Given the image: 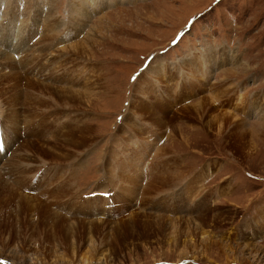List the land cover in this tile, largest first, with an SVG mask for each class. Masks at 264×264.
I'll return each mask as SVG.
<instances>
[{"label":"rangeland","instance_id":"1","mask_svg":"<svg viewBox=\"0 0 264 264\" xmlns=\"http://www.w3.org/2000/svg\"><path fill=\"white\" fill-rule=\"evenodd\" d=\"M11 1L17 11L20 2L45 6ZM81 3L85 20L75 13ZM50 8L57 31H43L42 14L37 31L18 26L8 39L0 25V52L14 59L0 60V264H264V0H120L96 10L90 0H53ZM82 41L86 54L69 49ZM67 68L74 86L51 82ZM37 82L93 90L80 104ZM30 92L48 104L33 113ZM15 94L23 95L17 126L6 109ZM54 107L53 135L79 120L85 130L66 147L24 148L31 161L19 178L28 184L6 190L16 179L2 167L33 143L32 131L50 135ZM176 169L183 184L147 193Z\"/></svg>","mask_w":264,"mask_h":264},{"label":"bare ground","instance_id":"2","mask_svg":"<svg viewBox=\"0 0 264 264\" xmlns=\"http://www.w3.org/2000/svg\"><path fill=\"white\" fill-rule=\"evenodd\" d=\"M4 1V3H3V7L0 9V15H1V17H0V25H1V27H2V25H3V22H5L4 24L5 25H7V27L6 28H3V29H6V31L8 32V34H7V36H6V38L8 39L9 37H11V33L10 32H12L13 31V29L16 27V28H18V26H19V29H17L18 31H20V32H22V31H37V29H36V27H37V20L36 19H38L39 17L38 16H40L41 14L42 15H45V16H47V17H45V20L46 21H44V23H46V24H48L49 26L47 27H44V30L43 31H45L46 30V28H49V27H51L49 30L47 29V31H57V26H58V24L55 22V24H54V22H53V20L55 19V18H53L54 16H53V14H52V9L50 8V6H51V3H52V1L53 0H41V4H44L45 6H42V7H44V9L43 10H41V9H39V7L37 8V9H34V7L33 6H30L29 8L27 7V5H26V3L25 4H23L22 5V3L20 2V4H21V6L20 7H18L19 8V11H17V10H15V8H13L14 6H15V4H16V2L13 4L12 3V1L10 0H3ZM83 1H85V0H83ZM92 3H93V7L95 8V10L96 9H98V8H102V7H104L105 6V4L107 3V4H109V5H111V4H113V3H115V2H118V1H120V0H90ZM125 1V0H124ZM38 5V4H37ZM7 6V7H6ZM5 7V8H4ZM8 10H13V12L12 13H14L13 14V16H11L10 17V19L9 20H7V19H5V20H3L2 21V19H4L3 17H5L6 15L4 14L3 15V13L6 11H8ZM76 10H78V12H75V13H77V15L79 16V17H81V19H83V20H85L86 18H85V15H87V11L85 10V8H84V5H83V3H81L79 6H77V8H76ZM30 11L32 12V13H34V15L33 16H31V14H30ZM10 13V12H9ZM9 13H7V14H9ZM12 15V14H11ZM43 20V19H42ZM81 22V21H80ZM80 22H78V23H76V26H75V28H76V30H79V26H80ZM14 27H13V26ZM23 27V28H22ZM22 28V29H21ZM74 28V27H73ZM15 30V29H14ZM17 37H19V40H21L22 42L24 41L25 42V40L23 39L24 37H23V34H19V35H17ZM27 37V36H26ZM47 39V38H46ZM2 41L4 42V39H2ZM8 41V40H7ZM44 41V40H43ZM6 42V41H5ZM75 42V41H74ZM7 43H9V42H7ZM18 44H20L19 42H18ZM38 44V43H37ZM11 45H12V43L10 44V47H11ZM46 45V44H45ZM48 45V44H47ZM85 45H86V43L85 42H79V43H75V44H73V45H71V47L69 48V49H74L75 51H78V50H82V52L84 53V54H86L87 52H88V47L87 48H85ZM42 46V45H41ZM70 46V45H69ZM16 48H17V46H16ZM35 48V47H34ZM46 48H48V47H43L42 46V51H44ZM36 49V48H35ZM68 49V48H67ZM9 50V49H8ZM73 50V51H74ZM30 51L32 52V48H30ZM67 51V50H66ZM72 51V52H73ZM79 52V51H78ZM44 54V53H43ZM10 57H12L10 54H9V52L7 53V52H4V53H2V52H0V60H4V61H6V62H8L11 66L13 65L12 64V62H10L9 61V59L10 60H12V61H14V59L13 58H10ZM24 57V56H23ZM60 63V62H59ZM187 66V65H186ZM44 69V68H43ZM54 69V68H53ZM56 69H57V67H56ZM62 71H64V72H66L65 74H61L59 77H56V75H55V77H54V79L55 78H57V79H55V80H51V82L52 81H56L57 83H58V81H69V83L70 82H72L71 84H72V86H74L77 82H78V80H77V78H78V76L77 75H75V76H77V78L76 79H70V78H68V79H66V76H68V74H69V69L67 68V69H65V70H62ZM193 71V70H192ZM51 72V71H50ZM52 73V72H51ZM71 73V72H70ZM53 74V73H52ZM51 74V75H52ZM46 75V74H45ZM47 75H48V73H47ZM47 75H46V77H47ZM50 75V74H49ZM50 75V76H51ZM57 75H59L58 73H57ZM18 76V75H17ZM195 76V75H194ZM50 78V77H49ZM12 79V78H11ZM16 80V79H15ZM17 81V80H16ZM36 82V81H35ZM8 83H9V81H8ZM12 83V82H11ZM32 83H34V82H32ZM54 83V82H53ZM13 84V83H12ZM14 84H16V83H14ZM35 84V83H34ZM52 84V83H51ZM31 85V84H30ZM29 85V86H30ZM48 85V84H47ZM44 86V85H41V83H39L38 84V82H37V87L38 88H41V91L43 92V89H48V90H50V91H52V90H54V91H56L57 92V94H59L58 95V97H57V95H55L58 99H60V100H62L61 98H64L63 99V101L65 100V98L67 99V97L69 96V95H71L70 97L72 98V99H74V100H78L79 102H80V104H82V101H85V95H83L84 93H85V91H88L87 93H89V91H91V90H93V87H91V88H87V86H91L90 84H87V86H86V90H84V91H80V90H77V91H71V92H69V90H68V88H66V87H60L59 85L58 86H55V85H49V86ZM7 86V85H6ZM12 86V85H11ZM36 86V85H35ZM68 86H69V84H68ZM2 87V86H1ZM10 87V86H9ZM9 87H7L8 89H9ZM82 90V89H81ZM13 91V90H12ZM11 91V92H12ZM41 93V92H40ZM44 93V92H43ZM69 95H68V94ZM51 95V94H50ZM53 96H54V94H52ZM23 95H21L20 97L18 96V95H12L10 98H9V102L6 104L7 106H8V108H6V109H9L10 111H11V113H12V115H13V117H15V118H12V120H11V123L14 125V126H17V123L19 122L18 121V119H16V116H18V108L19 107H17V104L18 103H20V100H21V97H22ZM37 95L35 94V93H29L28 94V96L25 98V100H26V105H27V108H29L30 110H32L33 109V113H35L34 112V110H35V106H37V104H43V105H45V104H48L47 103V101H40V100H43V99H39V97H36ZM90 96V95H89ZM8 97H9V95H8ZM6 99V98H5ZM8 99V98H7ZM19 101V102H18ZM68 101H70V99L68 100ZM67 102V101H66ZM71 102V101H70ZM5 103V102H4ZM67 104V103H66ZM78 104V103H77ZM79 104V105H80ZM144 104V103H143ZM204 104V103H203ZM203 104L202 105H199L200 107H199V109H197V110H195L196 112V114L197 115H199V116H203L202 114L203 113H205L204 112V107H203ZM69 105V104H68ZM6 106V107H7ZM38 107V106H37ZM46 107H48V106H46ZM74 107H75V105H74ZM142 107V106H141ZM4 108H5V106H4ZM26 108V109H27ZM72 108V107H71ZM143 108V107H142ZM54 109V111L56 110V107H54L53 108ZM70 109V108H69ZM5 110V109H4ZM30 110H28L29 111V113H30ZM49 110V109H48ZM27 111V110H26ZM38 111V110H37ZM46 111V110H45ZM59 111V110H58ZM6 112V111H5ZM47 112V111H46ZM50 112V111H49ZM62 112H66V111H62ZM147 112H149L148 110H147ZM39 113V112H38ZM38 113H36V115L38 114ZM54 113V117H55V120H54V122H53V124H55V125H53V124H51V123H48V124H46V125H44V128H46V129H49V131H50V135H49V132H48V135H45V134H43L41 131H40V133L38 134L35 130H34V132L32 131V136L33 137H35V140L33 141V143H31L30 141H29V139H28V142H26V143H24L23 144V146L20 148V150L18 151V152H15V154L17 155V153H19L20 155V157H19V159H16L15 160V158H13L12 159V157H11V160L12 161H10L7 165H6V167H2V169H3V171L5 170V172H7V173H5L6 175H11V177L12 178H14V182H13V184H15V185H13L12 187L14 188H8L7 186V184H6V186H5V188H7L6 190H11V191H16V189L15 188H17L18 187V185H17V183L18 184H21V183H19V181H21V180H23L25 177H23V179H21V178H19V176H21L22 177V174L21 173H23L24 171H23V163H27L28 165H29V162L31 161L29 158H31V157H29V156H27V157H23L24 155L22 154V157H21V152H22V150L24 149V148H30L31 147V149L32 150H34L35 149V147H38V146H40V144H43V142H45L46 141V145H47V143H48V145H55V147L58 145V146H60V145H69V144H72L76 139H77V132L79 131V133H81L83 130H82V128H84V130H85V127H81L80 125V120L79 121H77V124L76 125H74L73 127L72 126H69V128H68V125H66V123L63 125V129H58V128H56L57 130H55V131H57L56 132V134L55 135H53L54 133H51V127L53 126L54 127V129H55V126H57V125H59V124H61V122L59 123V124H57V121H58V119H57V117H56V115L57 114H59L58 112H53ZM52 113V114H53ZM30 114H32V111H31V113ZM29 114V115H30ZM40 114V113H39ZM42 114L44 115V113L42 112ZM42 114H40V116L42 117ZM49 114V113H48ZM9 115V114H8ZM27 115V114H26ZM28 115V116H29ZM34 115V114H33ZM50 115H51V113H50ZM60 115H62V114H60ZM22 116V115H21ZM47 116V115H46ZM76 116V115H75ZM25 117V116H24ZM31 117V116H30ZM39 117V116H38ZM45 117V116H44ZM35 118V117H34ZM48 118V117H47ZM49 118H50V116H49ZM48 118V119H49ZM42 119V118H41ZM197 119V118H196ZM25 120V119H24ZM221 120H223L224 121V119H221ZM33 121H35V119L33 120ZM202 121V120H201ZM29 122V121H28ZM59 122V121H58ZM208 122V121H207ZM220 122V121H219ZM32 124V123H31ZM57 124V125H56ZM209 124H211V122L209 123ZM155 125V124H154ZM213 125V124H212ZM157 126H158V123H157ZM40 127V126H39ZM224 127V126H223ZM41 128V127H40ZM206 128H207V125H206ZM27 129V128H26ZM42 129V128H41ZM62 130H65V132H62ZM30 134V133H29ZM38 134V135H37ZM11 135V134H10ZM78 142V141H77ZM84 143V142H83ZM19 146V145H18ZM42 146V145H41ZM41 146H40V148H41ZM47 147V146H46ZM64 147H66V146H64ZM38 150H39V148H38ZM35 151V150H34ZM32 152V151H31ZM35 152H37V151H35ZM39 152V151H38ZM48 152V151H47ZM163 153V152H162ZM37 154V153H36ZM81 154V153H80ZM16 155H14V156H16ZM77 155V154H76ZM41 156V155H40ZM39 157V156H38ZM43 157V156H42ZM78 158V157H77ZM35 159V158H34ZM128 160H129V158H128ZM39 161V160H38ZM36 162V161H35ZM72 162V161H71ZM166 162H167V165L168 166H170L169 164V162L168 161H163L162 162V164L163 165H165L166 166ZM32 163V162H31ZM50 163V162H49ZM158 163V162H157ZM172 163V162H171ZM33 164V163H32ZM31 164V165H32ZM37 164V163H36ZM48 164V163H47ZM159 164V166H161L162 164H160V163H158ZM39 165V164H38ZM72 165H74L73 163H72ZM120 165H122V164H120ZM154 165V164H153ZM161 166V167H164V169H165V166ZM3 166V165H2ZM24 166H26L25 164H24ZM35 166V165H34ZM167 167V166H166ZM176 167H177V165H176ZM37 168V167H36ZM152 168H154L153 166H152ZM152 168L150 169V171H152ZM156 168V167H155ZM172 168H173V166H172ZM172 168H170V169H172ZM29 169V168H28ZM31 169H33V168H30V170ZM71 169V168H70ZM24 170H25V168H24ZM27 170V169H26ZM68 170V169H67ZM28 171V170H27ZM179 171V170H178ZM177 171V169L176 170H171V172H170V174L169 175H167V174H164L165 172H167V169H166V171L164 172L163 171V176L165 175V177L164 178H162L163 180H161V182L160 183H158V185H153V186H150V187H147V190L146 191H148L147 193H149V190L150 189H153V190H157L156 189V187L157 186H163V187H171V186H173V185H175V187L174 188H176V187H178V186H180L181 184H183V183H181L182 181H184L185 180V173H184V170L183 171H180V172H178ZM2 172V171H1ZM37 172V171H36ZM30 173V172H29ZM31 173H32V171H31ZM61 173H64L65 174V170H62L61 171ZM152 173V172H151ZM27 174V173H26ZM37 174V173H36ZM1 176H3L2 174H0ZM69 175V174H68ZM25 176H27L28 177V175H25ZM36 176V175H35ZM120 176V175H119ZM157 176V175H156ZM169 176V177H168ZM2 178V177H1ZM32 178V177H31ZM123 178V177H122ZM153 178V177H152ZM8 179H10V178H8ZM63 179V178H62ZM61 179V180H62ZM28 181H29V178L27 179ZM27 180H25L24 179V181H27ZM33 180V179H32ZM61 180H60V182H61ZM64 180H65V178H64ZM63 180V181H64ZM67 180V179H66ZM28 181H27V184H28ZM68 181V180H67ZM108 181V180H107ZM111 181V180H110ZM127 181V180H126ZM134 181V180H133ZM1 182H3V181H1ZM5 182V181H4ZM3 182V183H4ZM55 182H58V181H55ZM134 182H136V181H134ZM178 182H180L181 184H178V185H176V183H178ZM12 183V182H11ZM62 184H63V182H61ZM66 182H64V184H65ZM111 183L113 184V182L111 181ZM2 184V183H1ZM68 184H70V182H68ZM128 184V183H127ZM59 185V184H58ZM1 186H3V185H1ZM15 186V187H14ZM64 186H66V185H64ZM64 186L63 187H61L62 189L64 188ZM71 186V185H70ZM121 186H123V185H121ZM127 186V185H126ZM4 188V187H3ZM19 188V187H18ZM60 188V189H61ZM71 188V187H70ZM132 188H134V189H132ZM138 187L137 186H133V187H131V188H128V189H131V190H133L132 192H134L136 189H137ZM158 188V187H157ZM173 188V187H172ZM173 188V189H174ZM59 189V188H58ZM57 189V190H58ZM59 189V190H60ZM15 193V192H14ZM157 194H158V192H157ZM148 195V194H147ZM44 198V197H43ZM6 200V199H5ZM4 200V201H5ZM4 201H3V204H4ZM153 201V200H152ZM28 202V201H27ZM1 204V203H0ZM226 216V215H225ZM262 224H264V219H263V222H262ZM257 225H259V224H257ZM251 226H253V225H251ZM250 226V227H251ZM250 227H248L247 228V230H248V237L250 238L252 235H254L256 232H258L257 231V227L254 225L252 228V231L250 230ZM264 228V227H263ZM259 230V229H258ZM259 233V232H258ZM258 233H256L255 235L256 236H258ZM259 234H264L263 232H260ZM254 235V236H255ZM253 236V237H254ZM253 237H251V238H253ZM230 245V244H229ZM248 245H250V244H248ZM251 246V245H250Z\"/></svg>","mask_w":264,"mask_h":264},{"label":"crops","instance_id":"3","mask_svg":"<svg viewBox=\"0 0 264 264\" xmlns=\"http://www.w3.org/2000/svg\"><path fill=\"white\" fill-rule=\"evenodd\" d=\"M112 197H113V195L111 193H109L107 200H108V203H109V207L114 208L115 207V203H114Z\"/></svg>","mask_w":264,"mask_h":264}]
</instances>
